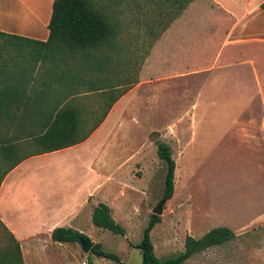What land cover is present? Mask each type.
Returning a JSON list of instances; mask_svg holds the SVG:
<instances>
[{
  "label": "crops",
  "instance_id": "crops-1",
  "mask_svg": "<svg viewBox=\"0 0 264 264\" xmlns=\"http://www.w3.org/2000/svg\"><path fill=\"white\" fill-rule=\"evenodd\" d=\"M53 1L0 0V98L19 101L11 108L16 118L2 123L0 137L3 143L12 140L11 162L22 159L7 172L9 161L0 162V239H13L18 244L22 264H72L73 243L53 242L52 231L72 229L87 237L84 227L98 204L108 206L112 218L115 209L110 201L116 196L125 198V204L130 206L126 192L129 197L136 195L137 188L125 180L133 179L131 167L141 147L127 156L120 154L130 132L125 128V119L136 126L145 114L161 119L157 129L146 132L143 143L155 146L158 140L167 144L174 162L181 163L200 127L196 97L165 117L166 107L182 99L181 95L170 97L165 83L218 70L244 72L226 77L227 86H238L237 103L243 116L233 119L232 130L240 139L251 142L253 158L263 163L260 170L264 179V0H210L212 5L197 13H187L165 0H152L162 22L152 51L145 54L154 58V67L123 94L119 84L102 86L106 78L100 76V70L86 73L80 57L49 54L52 47L34 43L48 39ZM144 64L149 66L147 61ZM89 78L99 87L89 88ZM156 84L163 87H154L152 92L151 85ZM144 85L151 87L143 99L137 90ZM159 92L165 94L163 98L155 96ZM118 95L100 124L93 128ZM143 101L146 111L141 116ZM122 103L132 106L133 116L127 115L126 108H119ZM60 112L69 117L68 128L61 124L54 131L72 132L69 138L80 142L42 153L29 134L41 130L33 117H55ZM152 132L158 138L147 141ZM173 147L177 148L176 155ZM107 184L115 189L112 197L104 196ZM225 227L232 229L228 225L222 228ZM233 233V240L264 239V211ZM95 240L89 242L96 243Z\"/></svg>",
  "mask_w": 264,
  "mask_h": 264
},
{
  "label": "rangeland",
  "instance_id": "rangeland-1",
  "mask_svg": "<svg viewBox=\"0 0 264 264\" xmlns=\"http://www.w3.org/2000/svg\"><path fill=\"white\" fill-rule=\"evenodd\" d=\"M90 2L97 5L114 26L115 43L104 50H96L93 60L95 67L87 63L88 67L85 66L84 69L86 73L100 70V76L110 80L109 83L105 80L104 84L103 80L102 86L106 83L109 86L119 84L122 86L119 92L125 93L139 82V78L148 69L154 67V58H148L145 54L146 51H152V44L156 43V34L160 30L159 23H162L158 18L157 6L151 3L152 0ZM146 61L148 67L144 64ZM239 74L244 72L236 69L233 73L218 70L182 78L179 82H169L168 85L165 83L168 86L165 92L170 97L181 95L182 98L179 102L173 101L169 108L166 107L170 113L167 112L165 117L187 106L195 96V112L200 127L194 144L187 148L181 163L175 162L172 197L163 205L160 223L150 232L154 254L159 260L182 252L187 236L199 239L210 230L225 225L231 226V230L236 232L253 216L264 211V179L260 170L263 163L253 158L254 153L249 147L251 142L240 139L238 133L232 130L233 119H241L243 116L237 103L240 95L238 86H227L226 77H237ZM92 80L91 78L90 81ZM151 86L144 85L137 90L143 99L146 90L150 87L153 88L152 92L155 91L154 87L162 89L163 84ZM88 87L92 88L90 83ZM97 87L98 84L94 88ZM164 95L162 92L155 93L158 98H163ZM119 108H126L128 116L129 113L132 116L134 114L131 105L122 103ZM145 111L143 101L140 115L144 116ZM152 115L145 114L139 119L137 126L130 119L124 121L125 128L130 132L126 140L127 146L120 150V154L127 156L131 150L141 147L138 159L131 167L130 175L133 179L125 180L128 185L137 188V194L130 197L125 191L127 199H130L129 208L125 204V198L116 196L114 201H110L115 209L113 218L125 230V235L118 236L100 230L92 225L91 220L84 227L88 239H96L103 251L117 255L127 264H141V253L136 246L143 239L152 210L162 201L166 164L157 158L154 145L146 141L143 143L146 132L151 128L157 129L162 121ZM157 138L158 134L152 132L147 141ZM173 150L176 155L177 148L173 147ZM114 194V187L107 184L104 196L112 197ZM2 235L0 230V237ZM252 240L235 239L203 254H196L184 264H264V239L259 242ZM16 245L18 244L12 239H0V252L8 251L12 264H19ZM72 247L75 249L72 264H90L92 261L95 264H114L90 254V251L84 254L78 243H73Z\"/></svg>",
  "mask_w": 264,
  "mask_h": 264
},
{
  "label": "trees",
  "instance_id": "trees-1",
  "mask_svg": "<svg viewBox=\"0 0 264 264\" xmlns=\"http://www.w3.org/2000/svg\"><path fill=\"white\" fill-rule=\"evenodd\" d=\"M165 1L171 2L173 5H179L185 9L187 13L201 12L212 5L210 0ZM47 29L49 31V36L45 43L31 42L47 45L50 48L52 47L53 50L49 54H66L67 56L80 57L84 66L89 64L91 67H95L93 63L96 56L95 51L112 47L115 43L114 26L110 23L107 15H105L97 5L91 3L90 0H54ZM105 80L107 83L110 82L108 78ZM90 84L92 88H94L97 83L96 81H90ZM121 94L123 93L121 92ZM118 97L119 95L112 99L107 106L106 112L93 128L100 124L103 117L107 114ZM18 102L19 101L16 100H3L0 98V126L3 122L12 121L16 118L11 108L17 106ZM33 119L38 121L41 125V130L32 131L29 134L31 138L35 139L34 143L37 146H41L42 153L59 150L75 144L76 142H80L77 139L69 138L72 132L54 131L56 126L61 124H63L64 128H68L69 117L64 115V113L62 114V112L55 117H53V115H39L33 117ZM154 143L159 160L166 164V175L161 199L167 201L171 199L174 191L175 162L172 158L170 147L167 144L158 140L154 141ZM13 152L12 140L10 139L3 143L0 137V162L9 161L6 172L22 160L18 157L11 162ZM2 177L3 175L0 178ZM91 222L96 228L108 231L113 235H125V230L113 220L111 211L105 204L100 203L93 209ZM158 223H160V217L153 214L150 215L148 225L143 233V239L140 244L136 246L141 253V264H184L192 256L204 252L209 248L230 242L235 237L231 230L222 227L210 230L199 239H193L187 236L182 252L168 259L159 260L154 254V248L150 240V232ZM80 239L90 241L88 237L72 229L56 228L51 233V240L56 243H79ZM0 253L2 254V256H0V264H12L13 261L8 251L4 250ZM16 253L19 264H22L18 245H16ZM6 254H9V256ZM90 254L98 258L109 260L114 264H127L122 262L117 255L103 251L100 244H94L90 249Z\"/></svg>",
  "mask_w": 264,
  "mask_h": 264
},
{
  "label": "water",
  "instance_id": "water-1",
  "mask_svg": "<svg viewBox=\"0 0 264 264\" xmlns=\"http://www.w3.org/2000/svg\"><path fill=\"white\" fill-rule=\"evenodd\" d=\"M165 200H162L153 210H152V214L156 215V216H160L162 214L163 211V205L165 204ZM79 244H80V248L81 251L84 254H87L90 249L93 247V243L89 242V241H85L84 239H80L79 240Z\"/></svg>",
  "mask_w": 264,
  "mask_h": 264
}]
</instances>
